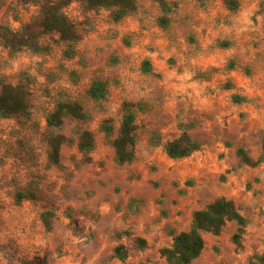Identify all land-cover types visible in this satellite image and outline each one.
Here are the masks:
<instances>
[{
  "label": "rangeland",
  "instance_id": "rangeland-1",
  "mask_svg": "<svg viewBox=\"0 0 264 264\" xmlns=\"http://www.w3.org/2000/svg\"><path fill=\"white\" fill-rule=\"evenodd\" d=\"M144 1L137 0V10L119 22L105 8L71 2L64 12L82 34L72 57L65 55L67 43L57 33L42 38L47 49L40 53L11 55L0 45V89L22 81L32 94L29 118H0V264H26L35 255L46 256L48 264H168L160 249L171 245L172 230L188 229L194 210L223 194L233 196L247 219L241 245L232 239L237 224L229 221L220 234H203L205 248L191 264H252L256 254H264V189L257 186L264 169L253 170L235 154L222 153L211 158L215 168L205 182L203 172L195 170L196 159L171 163L157 148L161 140L152 95L157 83L140 71L143 49L152 46L126 30L136 23ZM148 1L155 13L159 0ZM240 3L255 8L254 23L264 38V0ZM38 11L34 0H0V24L18 28ZM95 79L108 86L100 100L87 94ZM72 101L88 118L68 115L60 126L49 127L46 118L57 104ZM126 102L139 104L133 107L136 157L119 164L113 140ZM105 122L112 125L111 135L102 129ZM86 129L95 138L88 152L78 148ZM51 133L66 136L58 163L49 159ZM18 190L32 191L33 198L17 204ZM44 212H52L50 227ZM137 238L147 244L140 247ZM119 243L129 250L124 261L114 254Z\"/></svg>",
  "mask_w": 264,
  "mask_h": 264
},
{
  "label": "crops",
  "instance_id": "crops-1",
  "mask_svg": "<svg viewBox=\"0 0 264 264\" xmlns=\"http://www.w3.org/2000/svg\"><path fill=\"white\" fill-rule=\"evenodd\" d=\"M164 1L168 12L160 4L151 12L146 0L136 23L126 27L140 36L141 44L152 46L143 49L140 71L142 78L151 75L157 83L152 94L161 140L157 148L168 162L181 159L169 157L165 144L187 131L200 148L182 159H196L195 170L203 172L205 182L215 168L211 158L236 155L238 147L254 160L262 157L253 167L236 155L240 164L264 169V38L254 23L255 8L240 3L231 11L222 0ZM163 16L165 26L158 24ZM145 65L148 71L142 70ZM257 186L264 189V178ZM220 197L238 208L231 194Z\"/></svg>",
  "mask_w": 264,
  "mask_h": 264
},
{
  "label": "trees",
  "instance_id": "trees-1",
  "mask_svg": "<svg viewBox=\"0 0 264 264\" xmlns=\"http://www.w3.org/2000/svg\"><path fill=\"white\" fill-rule=\"evenodd\" d=\"M28 2L33 0H20ZM38 3V15L28 22L22 23L18 28H13L7 24H0V45L8 50L9 54L15 55L23 50H31L35 53L45 51L46 45L42 43V38L51 33H57L59 39L67 43L65 55L72 57L75 54V43L81 39L82 34L76 24L64 12V9L74 0H34ZM86 5L88 9L105 8L110 11L111 19L114 22L121 21L124 17L137 10V0H77ZM224 5L231 11L239 8V0H222ZM161 8L166 13L170 10L167 2L159 0ZM158 24L165 26L166 19H158ZM143 71H148L147 65L143 66ZM108 86L106 81L95 79L90 84L87 94L94 100H100L107 96ZM31 91L28 83L18 82L16 84L3 83L0 89V118H29L32 107ZM137 103L126 102L123 105V115L118 128V133L113 140L115 159L119 164L131 163L136 157L137 143V123L136 112L133 110ZM73 116L79 119H87L88 113L83 106L77 102H59L56 108L47 116L46 121L49 127L60 126L66 116ZM103 131L107 135L113 132L112 125L108 122L103 123ZM66 141L63 134H49V159L51 163H58L60 160V150ZM95 146L93 133L86 129L83 130L78 138V148L88 152ZM200 148V142L193 139L187 131L165 144V150L169 157L182 158L191 155ZM236 155L240 163L250 166H257L262 157L257 160L252 159L242 148L236 149ZM33 192L18 190L15 194L17 204L24 199H32ZM52 212L42 214L43 222L50 227V216ZM235 221L236 231L232 235L233 241L239 246L241 238L247 225V219L236 207L231 199L218 197L208 203L204 208L196 209L192 215L189 229L182 230L173 235L170 246L162 247L160 253L165 257L168 264H191L197 259L204 247L205 240L203 234L209 232L218 235L222 232L226 223ZM124 233H128L127 231ZM122 233H118L120 236ZM140 247L146 245L144 238H137ZM114 254L124 261L129 256V250L121 243L114 247ZM252 264H264V254H256ZM26 264H48L46 256L35 255Z\"/></svg>",
  "mask_w": 264,
  "mask_h": 264
}]
</instances>
